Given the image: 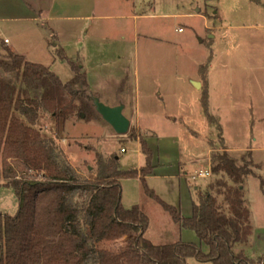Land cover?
<instances>
[{
	"label": "rangeland",
	"instance_id": "1",
	"mask_svg": "<svg viewBox=\"0 0 264 264\" xmlns=\"http://www.w3.org/2000/svg\"><path fill=\"white\" fill-rule=\"evenodd\" d=\"M107 7L106 15L112 16L85 29L91 33L98 26L99 44L84 47L82 40L72 38L67 46L51 47L41 58L62 81L77 89L86 87L87 81L93 95L79 94L78 109L61 131L45 111H40L37 127L54 140L60 161L76 164L83 178L96 174L99 156L118 155L126 169L145 166L139 138L152 142L162 165L169 169L165 173L186 177L183 196L177 185L168 191L173 201L180 199L189 208L190 190L195 198L200 191L210 192L218 203L226 204L224 196L216 192L215 182L224 177L233 183L231 179L223 173L212 172L208 179L199 175L212 168L214 153L227 150L238 164L248 162L252 173L246 178L244 192L253 231L238 247L252 258L262 256L264 0H108ZM13 33L0 22L1 37ZM50 41L58 43L53 36ZM137 67L142 74L138 96ZM0 75L11 76L1 68ZM119 98L124 99V115L131 122L126 134L116 132L96 106L97 102L113 106ZM175 178L180 183V177ZM135 181L126 184L139 191V201L140 187ZM143 197L145 205H161L145 190ZM71 200L82 210L89 199L77 194ZM17 210L15 190L1 191L0 213L15 214ZM149 219L153 231L164 225L171 228L176 222L173 217L168 223L157 216ZM94 245L97 251L119 246L98 239ZM188 264L211 263L190 258Z\"/></svg>",
	"mask_w": 264,
	"mask_h": 264
},
{
	"label": "trees",
	"instance_id": "2",
	"mask_svg": "<svg viewBox=\"0 0 264 264\" xmlns=\"http://www.w3.org/2000/svg\"><path fill=\"white\" fill-rule=\"evenodd\" d=\"M4 51L0 68L11 76L0 75V186L15 190L19 206L15 214L0 213V264H188L190 258L211 264H264V254L252 258L238 247L253 231L244 192L252 173L248 162L238 164L227 150L214 153L212 172L233 182L224 177L215 182L226 204L200 191L190 217L148 184L156 166L153 150L141 137L146 160L141 169L125 171L118 155H98L96 174L83 178L60 161L54 140L37 124L40 111H45L61 131L78 109L79 94L93 95L88 84L77 89L49 67L7 46ZM134 176H140L146 193L176 222L196 232L199 244H158L145 235L149 216L139 204L128 206L122 198V181ZM77 194L89 199L82 210L71 200ZM95 239L119 246L97 251Z\"/></svg>",
	"mask_w": 264,
	"mask_h": 264
},
{
	"label": "crops",
	"instance_id": "3",
	"mask_svg": "<svg viewBox=\"0 0 264 264\" xmlns=\"http://www.w3.org/2000/svg\"><path fill=\"white\" fill-rule=\"evenodd\" d=\"M107 5L108 0H0V22L2 23V25L11 28L14 31L12 37L3 38L0 36V41L2 44L0 53L4 51V46H7L11 48L16 54L24 56L26 60L43 64L51 69V65L41 59L44 58L47 51H50L51 47H56L58 45H61V47L62 45L67 46V44L73 42L72 38H75L76 41L82 40L83 45H85L84 47L99 44V42H97L95 32V30L97 31L98 26H96L91 33H89L88 30L85 29L92 26V24L94 23L100 25V20L112 16L106 15L108 9ZM131 16L134 19V14H132ZM52 36L53 38L55 37L56 41L58 42L55 43V45H53L52 41H50ZM6 40L8 41L6 42ZM112 46L113 44L110 47ZM38 58H40L42 61ZM80 67L82 68L84 66L80 65ZM136 72V95L138 96L141 93L142 74H140L141 71L138 67L136 69ZM84 83H87V81H85ZM118 100L120 101L113 106L123 105L124 110H127V105L125 104L124 99L119 98ZM158 137L154 140L159 139ZM149 144L154 153V164L156 168L153 174L148 176V184L163 200L177 207H180L179 209H181V212L183 213L182 215L184 217L192 216L193 202L195 199L194 192L192 193V191L190 190L192 205L191 208H189V206L183 205V203L180 202V199L178 202L173 201L172 195L170 191H168L169 188L177 185L178 192L180 191L181 196H183L182 181H184L186 177H182L181 174L170 175L165 173L169 172V169H166V166L162 165L161 160L158 157V153L153 147V143L149 142ZM123 153H126V151ZM106 156L108 157V155ZM179 165L180 166L178 167V171L180 172V170L183 169L182 164L179 163ZM72 166L79 171L78 166H76V164H74L73 162ZM120 166L121 169L125 171L139 170L143 167L142 166L136 169H126L127 167L125 168L121 163V158ZM89 168L92 167L89 166ZM175 177H180V183L179 180ZM131 178L136 179L135 183H138L140 187L141 197L139 201L136 200L139 191L134 190L132 187L127 186L126 184L127 182L134 180ZM122 184V198L123 202L126 205L130 206L131 204H139L142 211L146 215L150 216L151 218L152 216H157L167 223L169 219H172V215L167 210H165L163 206H156L153 203L145 205V200L143 197L144 190L140 176L126 178L122 181ZM166 186H168V188ZM10 189L11 187L0 186V192L9 191ZM128 190H133L135 192V196L131 197L127 195L126 192ZM151 198L152 200H156L153 197ZM151 224L149 225L145 235L155 243H198L200 241L196 232L184 228L181 222H175V225L173 224L174 226L171 228L168 225H164L163 229L157 231L152 230ZM202 247L205 251H208V247L206 245H203Z\"/></svg>",
	"mask_w": 264,
	"mask_h": 264
},
{
	"label": "water",
	"instance_id": "4",
	"mask_svg": "<svg viewBox=\"0 0 264 264\" xmlns=\"http://www.w3.org/2000/svg\"><path fill=\"white\" fill-rule=\"evenodd\" d=\"M96 106L104 119L114 127L116 132L126 134L129 131L131 122L123 113V105L109 106L102 102H97Z\"/></svg>",
	"mask_w": 264,
	"mask_h": 264
},
{
	"label": "built area",
	"instance_id": "5",
	"mask_svg": "<svg viewBox=\"0 0 264 264\" xmlns=\"http://www.w3.org/2000/svg\"><path fill=\"white\" fill-rule=\"evenodd\" d=\"M7 41L8 40H6V42ZM122 151L125 152L126 149L125 148H122ZM199 175H200V177H203L205 179H208V176H211L212 175V171H211V169L201 170L200 173H199ZM126 193H127V195H129L131 197H134L135 196V192L133 190H128Z\"/></svg>",
	"mask_w": 264,
	"mask_h": 264
}]
</instances>
